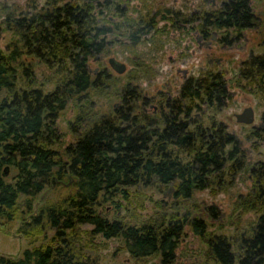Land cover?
<instances>
[{
    "label": "trees",
    "instance_id": "trees-1",
    "mask_svg": "<svg viewBox=\"0 0 264 264\" xmlns=\"http://www.w3.org/2000/svg\"><path fill=\"white\" fill-rule=\"evenodd\" d=\"M12 11L0 4V18ZM33 11L28 19H2L15 36L6 51L0 48V230L8 233L21 221L26 237L49 239L18 258L0 257V264H103L88 252L97 236L122 237L136 259L158 254L161 264H174L186 227L205 245L204 264H264V161L247 166V150L223 123L211 118L209 127L191 117L199 107L196 99L219 109L228 96L223 75L206 71L191 78L180 96L163 102L157 117L143 108L134 112L131 89L122 107L103 111L96 99L117 96V82L104 70L92 71L91 61H100L113 44L134 52L156 35L138 36V21L107 20L108 26L96 15L66 20L45 18L49 12L37 6ZM110 32L116 34L108 39ZM25 56L51 69L46 82L53 89L38 84ZM137 64L130 80L149 69L144 60ZM240 75L264 95V55L249 60ZM69 107L75 112L70 122L75 139L67 143L58 119ZM262 121L249 134L257 149L258 139H264V112ZM246 168L254 184L239 196L231 218L237 214L238 230L251 210L259 213L258 221L229 238L210 228L228 223L220 220L217 206L203 211L191 200L195 190L215 188L227 173ZM132 186L169 187L174 201L156 200V211L146 220L133 214V222L125 221L117 214L118 198L131 199ZM143 191L135 195L145 196ZM106 203L116 206L113 218L104 213ZM85 224L93 228L83 229Z\"/></svg>",
    "mask_w": 264,
    "mask_h": 264
},
{
    "label": "rangeland",
    "instance_id": "rangeland-1",
    "mask_svg": "<svg viewBox=\"0 0 264 264\" xmlns=\"http://www.w3.org/2000/svg\"><path fill=\"white\" fill-rule=\"evenodd\" d=\"M7 1L9 4L15 3L20 6H26L31 1H35L36 4H43L46 0ZM0 2H3V0H0ZM133 6L129 5V7ZM187 8L189 12L192 10V6ZM106 13L108 16H113L112 11H107ZM130 13H132L131 9ZM114 16L117 19L120 18L118 15ZM104 21L105 24L111 26L110 22ZM173 24L172 21L166 20L158 22V28L168 29V32L156 33L152 31L150 34L145 35L144 38L148 39L156 35V40L152 39L141 43L134 52L132 49L120 44H113L101 56H98L101 58L100 61H91L92 71L97 73L104 70L117 82V96L111 98L98 97L96 102L99 108L103 111L112 112L114 109L122 107L124 104L123 96L126 91L128 93L131 89L136 93L134 102L137 109L134 112L137 113L140 108H143L147 113L153 115L154 105H159L161 101L164 102L168 96H171V99L180 96L182 85L185 83L186 78L192 76L200 77L206 71L221 72L227 82L228 96L223 99L222 105L219 106L218 110L214 106L210 107L202 103L200 99H196L199 107L192 109L191 117L197 120V123L202 121L204 126L209 127L213 122V118L217 122L223 123L225 131L234 134L240 140L241 146L247 150V166L250 167L259 161H264V139H258L259 148L257 149L254 148L253 142L255 139L249 137L253 128L260 126L263 122L264 95L258 92L255 87L256 84H249L247 79L240 77V74L245 69V61L249 59V56L264 52V37L261 32L256 30L247 32L245 38L242 37L236 46L229 49L222 47L221 44L214 43L212 51H209L205 47H200L194 36L195 30L191 27L196 26L198 23H188L186 27L181 29H177ZM115 34L110 32L106 36L111 39ZM14 36L13 31L7 29L6 24L2 23V18H0V48L6 51V47L9 46ZM124 41L129 42V39L125 37ZM209 54L215 57L223 56V65L220 66L214 61L209 62ZM110 57L124 62L127 65V70L122 74L116 72L109 64ZM25 60L27 65H33L34 73L39 81L38 84L45 83L48 80L46 75L51 73V69L33 56H25ZM140 60H144L147 63L149 66L148 71L130 80L129 76L139 68L137 62ZM184 72H187V77H184ZM126 85L129 87H125ZM44 87L46 90H51L54 88V84L48 81ZM248 106H252L256 113L254 125L239 123L234 117L236 113L242 112ZM165 109L167 110L166 107ZM230 117H233V119H230ZM74 118L75 112L69 107L58 119L59 128L61 132L65 133L67 143L75 139L70 130V122L74 121ZM193 126L194 124H191V128ZM183 158L185 161H190V157L187 154L183 155ZM253 184L248 168L240 170L236 174L227 173L223 184L215 186V188L195 190L191 201L196 202L200 207L199 209L203 211L208 206H217L220 220L223 219L228 223L224 224V228H219V224L210 228L212 230L217 229L218 233L226 234L229 238H234L240 233V230H245L258 221L259 213L251 210L242 215V221L239 225L240 229L238 230L237 214H234L231 218L239 196L250 192ZM129 189L131 199L118 198L122 201V206L118 212L115 205L106 203L104 213L110 218H113L117 212L122 219L128 222L135 220L133 214L139 216L141 220H146L155 213L156 200L174 201L169 197L171 194V192L168 193L170 188L166 186L161 189L158 187L141 189V187L132 186ZM142 190H144L145 196L135 195V192ZM140 202H143L142 207L139 206ZM180 208L185 209L187 205L185 204L184 207L180 206ZM198 212L196 211V213ZM208 220L209 222H215L216 218ZM230 222L233 223L231 224ZM21 226L22 222L18 221L8 233L0 230V257L18 258L23 255L27 248H32L48 241L49 238L26 237L20 231ZM82 228L92 229L93 225L85 224ZM53 234V230L48 231L49 237L53 236ZM94 242V248L91 247L92 250L88 249V252L99 257L103 264H161V256L158 254L144 259L134 258L125 247L122 237L106 239L102 236H97ZM180 246L179 256L174 264H204V258L200 250L205 245L192 232L190 227H186L185 234L180 239ZM210 264L213 263L211 262Z\"/></svg>",
    "mask_w": 264,
    "mask_h": 264
},
{
    "label": "flooded vegetation",
    "instance_id": "flooded-vegetation-1",
    "mask_svg": "<svg viewBox=\"0 0 264 264\" xmlns=\"http://www.w3.org/2000/svg\"><path fill=\"white\" fill-rule=\"evenodd\" d=\"M0 4L13 10L10 14L4 13L1 16L6 20L31 18L34 7L37 6L39 10L48 11L44 16L51 19H82L96 15L99 20H119L123 25L126 21H138L140 28L135 30L138 36H145L152 31L167 33L168 29L158 28V22L163 20L172 21L177 29L186 27L188 23H198L191 27L195 30L194 36L199 46L209 51H212L214 43L232 48L249 31H260L264 37V0H46L43 4L31 1L26 6L9 4L7 0H3ZM188 6H192L190 12L187 11ZM107 11H112L113 16H108ZM114 15L120 18L117 19ZM259 55H264V52L251 54L245 64ZM208 61L222 66L224 57L209 54ZM183 74L187 77V72ZM193 77L186 78L182 89ZM167 100H172L171 96ZM162 108L163 101L154 105L156 117ZM154 128L159 129L158 124Z\"/></svg>",
    "mask_w": 264,
    "mask_h": 264
},
{
    "label": "water",
    "instance_id": "water-1",
    "mask_svg": "<svg viewBox=\"0 0 264 264\" xmlns=\"http://www.w3.org/2000/svg\"><path fill=\"white\" fill-rule=\"evenodd\" d=\"M109 64L116 72L120 74L124 73L127 70V65L114 57L109 58ZM234 117L239 123L254 125L256 113L252 106H248L244 108L242 112L236 113ZM230 119H233V117H230ZM72 182L73 178H70V183Z\"/></svg>",
    "mask_w": 264,
    "mask_h": 264
}]
</instances>
